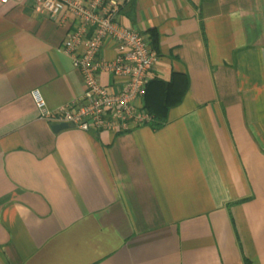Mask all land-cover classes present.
Listing matches in <instances>:
<instances>
[{
  "label": "crops",
  "instance_id": "1",
  "mask_svg": "<svg viewBox=\"0 0 264 264\" xmlns=\"http://www.w3.org/2000/svg\"><path fill=\"white\" fill-rule=\"evenodd\" d=\"M33 3L0 0V264H264V0H118L178 99L120 133L40 116L32 89L55 109L84 83L72 20Z\"/></svg>",
  "mask_w": 264,
  "mask_h": 264
},
{
  "label": "built area",
  "instance_id": "2",
  "mask_svg": "<svg viewBox=\"0 0 264 264\" xmlns=\"http://www.w3.org/2000/svg\"><path fill=\"white\" fill-rule=\"evenodd\" d=\"M33 7L37 12L60 17L61 21L67 17L72 20L62 48L71 55L84 83L78 99L55 109L46 106L38 88L32 89L30 94L40 116L85 131L95 128L115 133L152 121L143 96L157 56L147 37L119 20L118 0H34ZM107 39L117 43L112 59L100 55ZM103 71L121 76V86L114 89L103 85L99 80Z\"/></svg>",
  "mask_w": 264,
  "mask_h": 264
},
{
  "label": "trees",
  "instance_id": "3",
  "mask_svg": "<svg viewBox=\"0 0 264 264\" xmlns=\"http://www.w3.org/2000/svg\"><path fill=\"white\" fill-rule=\"evenodd\" d=\"M149 40V45L150 48L153 50L155 48V41L156 38L154 36V34H152V38L151 37H147ZM174 81H164L162 79L159 78H155L152 77L148 80L147 84H146V89H145V93L143 96V102H144V106L148 109V111L150 113H152L153 115V119L152 121L149 123L151 126L153 127H160L165 119H166V112L167 109L170 105H172L173 103H176L178 101L171 99V87ZM151 87H154L155 89H157L158 87L162 88L163 92L160 95L158 102H154L152 99L148 98V94H149V89Z\"/></svg>",
  "mask_w": 264,
  "mask_h": 264
},
{
  "label": "water",
  "instance_id": "4",
  "mask_svg": "<svg viewBox=\"0 0 264 264\" xmlns=\"http://www.w3.org/2000/svg\"><path fill=\"white\" fill-rule=\"evenodd\" d=\"M66 126H68V124L66 122H58V123L53 124L52 128L54 130H58V129L66 127Z\"/></svg>",
  "mask_w": 264,
  "mask_h": 264
}]
</instances>
